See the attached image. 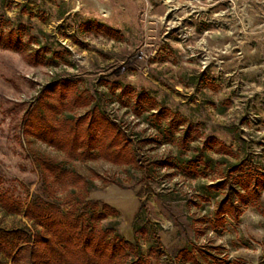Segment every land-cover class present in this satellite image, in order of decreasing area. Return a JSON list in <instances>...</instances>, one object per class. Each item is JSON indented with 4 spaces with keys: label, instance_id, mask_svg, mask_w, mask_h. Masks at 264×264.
Wrapping results in <instances>:
<instances>
[{
    "label": "rangeland",
    "instance_id": "rangeland-1",
    "mask_svg": "<svg viewBox=\"0 0 264 264\" xmlns=\"http://www.w3.org/2000/svg\"><path fill=\"white\" fill-rule=\"evenodd\" d=\"M9 32L20 46L0 40L1 229L28 226L35 195L72 210L57 185L41 194L33 151L82 175L86 200L116 212L95 226L138 249L116 253L121 264H192L187 251L199 264H264V189L217 225L231 187L211 188L234 183L228 170L244 157L264 174V0H0ZM68 80L124 133L136 165L72 161L23 134L41 93Z\"/></svg>",
    "mask_w": 264,
    "mask_h": 264
},
{
    "label": "trees",
    "instance_id": "trees-1",
    "mask_svg": "<svg viewBox=\"0 0 264 264\" xmlns=\"http://www.w3.org/2000/svg\"><path fill=\"white\" fill-rule=\"evenodd\" d=\"M0 40L6 47L20 46V39L10 32L0 33ZM76 82L63 81L44 90L29 113L23 134L72 161L86 162L101 157L115 165H136L124 133L100 111L93 95L75 87ZM69 89L71 98L67 97ZM76 109L82 112L74 115ZM30 155L40 176L41 194L52 195L53 186L57 185L73 198V207L64 213L41 197L32 196L24 214L29 227L21 223L16 229L0 228V264H121L115 259L116 253L126 257L129 249L135 256L139 255L138 249L129 243L117 241L111 228H96L97 222L116 212L108 205L86 200L88 180L61 162L33 151ZM186 165L192 171L197 168L196 161H188ZM228 171L230 176L236 174L231 178L234 183L221 179L211 185L215 191L227 185L231 187L215 203L212 215L217 225L222 224L225 216L236 219L239 205L257 199L264 189V174L251 167L247 157ZM77 189L80 193L72 196ZM4 206L6 212H13L12 207ZM79 208L81 212L76 214ZM109 235L112 239L107 241ZM186 254L192 264H199L194 253Z\"/></svg>",
    "mask_w": 264,
    "mask_h": 264
}]
</instances>
